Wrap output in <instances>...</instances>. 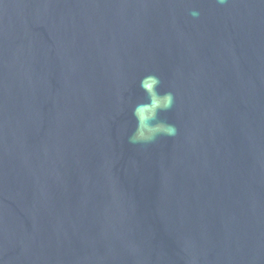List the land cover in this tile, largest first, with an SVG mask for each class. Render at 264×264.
Listing matches in <instances>:
<instances>
[{
    "label": "water",
    "instance_id": "1",
    "mask_svg": "<svg viewBox=\"0 0 264 264\" xmlns=\"http://www.w3.org/2000/svg\"><path fill=\"white\" fill-rule=\"evenodd\" d=\"M0 264H264V0H0Z\"/></svg>",
    "mask_w": 264,
    "mask_h": 264
},
{
    "label": "clouds",
    "instance_id": "2",
    "mask_svg": "<svg viewBox=\"0 0 264 264\" xmlns=\"http://www.w3.org/2000/svg\"><path fill=\"white\" fill-rule=\"evenodd\" d=\"M221 3L224 0H220ZM193 16L198 13L193 12ZM160 85L159 77L149 75L140 82V87L147 96L146 103H140L133 109L132 115L136 119V128L130 137L131 143H149L158 136H174L176 128L173 124H168L158 119L159 111L168 110L172 107L173 95L171 92L163 94L157 91ZM151 121L148 123L147 121Z\"/></svg>",
    "mask_w": 264,
    "mask_h": 264
}]
</instances>
